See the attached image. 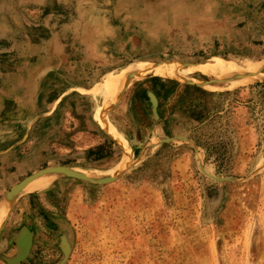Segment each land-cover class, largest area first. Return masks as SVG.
Here are the masks:
<instances>
[{
    "label": "rangeland",
    "instance_id": "374dc122",
    "mask_svg": "<svg viewBox=\"0 0 264 264\" xmlns=\"http://www.w3.org/2000/svg\"><path fill=\"white\" fill-rule=\"evenodd\" d=\"M220 58L264 74V0H0V264H264V78L99 94L126 66Z\"/></svg>",
    "mask_w": 264,
    "mask_h": 264
},
{
    "label": "bare ground",
    "instance_id": "6f19581e",
    "mask_svg": "<svg viewBox=\"0 0 264 264\" xmlns=\"http://www.w3.org/2000/svg\"><path fill=\"white\" fill-rule=\"evenodd\" d=\"M260 65H261L260 60L236 61V60H228L224 58L214 59L194 65L187 63L182 64L181 62H171V63L159 64V65H154L150 63H146L145 65H137V66L131 65V66L123 67L117 74L109 76L102 84H100V87L98 89H99V94L103 99L102 102L109 104L112 100V96L117 92L119 86H122L126 81L132 80L137 76L156 75V76H170L174 78H179L185 76V74H187L189 71H191L194 68L209 75H213V74L215 75L218 73H225V72H233L236 70H243L245 73L249 74V76H246L244 78L232 79L229 82L230 85H236L237 83L243 80H252V79H256L257 77L264 78V74L260 70ZM97 85H99V82L97 83ZM94 88L96 89V87ZM95 119L99 123V125L102 126L103 129L107 130L109 134L118 141V143L121 145L123 149L122 158L119 164H117L118 168L123 169L125 166L127 167V165L130 164L132 159V153L129 148L127 140L117 131L115 126L108 121L106 115L103 114L101 111L98 110L95 113ZM81 172L83 173V171ZM97 176L98 175H96V177ZM47 181L48 180L45 179V177L37 178L32 182L34 183L33 187L42 186ZM9 200H11V198H9ZM5 202L6 200L0 203V227L5 220L6 206L9 204L8 203L7 205H5Z\"/></svg>",
    "mask_w": 264,
    "mask_h": 264
},
{
    "label": "water",
    "instance_id": "95a60500",
    "mask_svg": "<svg viewBox=\"0 0 264 264\" xmlns=\"http://www.w3.org/2000/svg\"><path fill=\"white\" fill-rule=\"evenodd\" d=\"M65 169H66V167H62V166L46 167V168L41 169V170L29 175L28 177L24 178L21 182H19L15 186V189L16 190H20L21 188L26 186L29 182L33 181L34 179H36L37 177L41 176L42 174H45V173H48V172H52V171L65 170Z\"/></svg>",
    "mask_w": 264,
    "mask_h": 264
}]
</instances>
